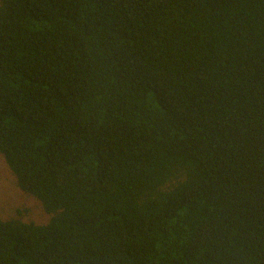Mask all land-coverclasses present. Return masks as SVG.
<instances>
[{"label":"trees","instance_id":"trees-1","mask_svg":"<svg viewBox=\"0 0 264 264\" xmlns=\"http://www.w3.org/2000/svg\"><path fill=\"white\" fill-rule=\"evenodd\" d=\"M0 154V264H264V0H0Z\"/></svg>","mask_w":264,"mask_h":264},{"label":"rangeland","instance_id":"rangeland-1","mask_svg":"<svg viewBox=\"0 0 264 264\" xmlns=\"http://www.w3.org/2000/svg\"><path fill=\"white\" fill-rule=\"evenodd\" d=\"M50 218L36 198L18 188L15 177L0 154V220L16 219L45 225Z\"/></svg>","mask_w":264,"mask_h":264}]
</instances>
